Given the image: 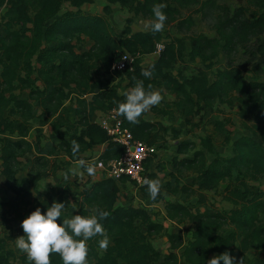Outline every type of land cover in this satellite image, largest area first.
I'll return each instance as SVG.
<instances>
[{
    "label": "trees",
    "instance_id": "1",
    "mask_svg": "<svg viewBox=\"0 0 264 264\" xmlns=\"http://www.w3.org/2000/svg\"><path fill=\"white\" fill-rule=\"evenodd\" d=\"M65 1L78 9L61 14ZM95 1L0 0V8L7 7L5 29L0 32V135H3L0 171L6 178V188L17 198L11 203L0 200V208L5 210L9 206L10 210L4 213L15 212L18 221L17 234L0 237V264H31L26 254L12 247L11 242L24 235L21 223L32 211L40 208L46 212L52 204L50 193L40 191L38 184L61 168V163L52 158L56 151L66 153L69 157L66 164L84 159L87 151L103 143L108 144L102 155L106 163L123 155L124 146L95 122L96 110L117 109L118 103L124 100L118 86L92 75V70L100 66L105 72L128 80L130 88L137 80H143L146 86L151 84L153 89L175 94L173 105L182 112L185 122H190V117L200 114L205 107H214L217 103L232 105L237 97L241 124L260 140L242 136L234 142L232 157L216 155L209 162L207 152H213V137L206 136L201 140L203 148L196 150L193 158L174 161L180 173L188 170L196 174L193 184L184 185L181 190L188 197H197L198 207L193 210V205L185 202H170L166 206L170 219L179 224L193 222V231L186 240L184 235L168 234L171 251L163 262L151 237L165 231L164 225L154 221L145 208L131 204L117 206L120 182L129 180L128 177L105 178L84 189L77 198L76 214L89 215L91 208L109 212L102 221L110 239L109 247L106 251L98 248L102 237L90 239L88 264H178L173 249H182V257L190 264H207L209 258L225 251L235 257L236 264L245 261L250 251L258 257L264 254V188L257 184L264 179V0H245L246 4L235 9L224 4L217 6L214 0H107L111 4L120 3L147 19H151L154 4L167 5L164 11L168 19L162 32L132 33L128 28L120 38L113 34V25L106 15L79 8ZM207 10L216 14L212 36L194 30L195 15L206 14ZM105 11L109 13L110 6ZM170 25H174L175 34L169 30ZM83 37L90 38L94 44L88 51L79 53L74 40L79 43ZM159 43L164 45L160 56L145 65L143 57L156 52ZM241 49L252 73L251 79L245 77L237 63ZM125 52L138 55L134 69L112 71L113 64ZM220 57L226 63L215 70ZM187 58L199 60L204 67L196 74H186L180 64ZM149 65H154L151 79L142 76L143 69ZM27 90L28 96H22ZM89 94H92L90 99L86 97ZM68 99L72 100L70 104L65 103ZM37 107L46 117L43 124L56 116L55 132L62 136L68 134L70 138L62 139L46 154L36 155L28 176L20 179V157L34 150L40 152L39 136L35 142L27 140L30 120L36 116ZM171 112L163 110V113ZM144 116L139 123L132 124L120 115L123 126L136 139L155 144L160 131L167 128L163 125L157 128L156 123ZM217 129L222 132L224 123H219ZM72 141L80 145L77 156L72 155ZM189 146L190 143L184 142L179 151L187 152ZM147 167L148 162L145 171ZM149 176L158 179L155 173ZM141 188L148 193L146 186ZM210 190H220L224 200L232 205L231 209L212 204L207 193ZM65 192L66 189L59 191L60 202H64ZM173 192L177 193L178 189ZM162 197L160 193L156 201ZM71 206L67 203L65 218L72 217ZM62 220L63 217L58 218V222ZM50 261L63 264L59 254H52ZM259 264H264V257Z\"/></svg>",
    "mask_w": 264,
    "mask_h": 264
},
{
    "label": "crops",
    "instance_id": "2",
    "mask_svg": "<svg viewBox=\"0 0 264 264\" xmlns=\"http://www.w3.org/2000/svg\"><path fill=\"white\" fill-rule=\"evenodd\" d=\"M79 53H82V52H79ZM157 58H155L154 60H156ZM152 61L153 60H150L148 63L144 62V64L148 65ZM96 68L102 69L99 71L100 73L97 75V77H100L103 80H109L111 86H118L117 84H115L114 81H116V79H118L119 77H117L115 74H113L111 72H108V73L105 72L101 66L96 67ZM93 70H92V75H93ZM124 81H126V82H124L125 84L123 86V89H120L118 86V90L120 93H124L130 89V87L128 86V80H124ZM38 84L41 85V82H38ZM16 93L19 94L20 92L16 91ZM22 96H24V97L28 96V92L25 91L24 94H22ZM86 97L90 99V98H92V94H89ZM173 100L176 101V95L174 96ZM71 101H72L71 99H68L65 101V103L70 104ZM172 106L176 110V107L173 104H172ZM216 106H217V104L215 105V107ZM155 107H153V111H155V112L158 111L163 115H169V114L174 113V111L171 113H163L164 108L161 110H159V109L155 110ZM212 109H213V107H205L201 111L200 114L191 116L190 122H185L183 119L182 112L178 111L180 114H179V120H178V122H176L177 123L176 127H178L177 130H176V128L169 127V125L165 121L166 120L165 117L163 119L162 118L159 119V118H156L155 115H153L150 112L145 114L144 119L151 121L153 123H156L157 128H159L161 125H163L167 128V130L174 129L178 134V135H172V137L175 139L174 154L170 158L166 159V158H162L158 155L159 146L162 145V143H161L162 138H161L160 134L162 133V131H167V130H161L159 135H158L157 142L155 144H152V145H156L157 153L146 160V163L148 162V167L146 168V171H145L146 178L150 179L149 174L155 173L158 176V179H161V181H162L161 195L163 197L160 199L161 201L160 200H158L159 202L156 200L153 201L150 198L148 193H144L142 191L141 187L144 186V183L138 184V182L135 181L136 182V184H135V183H133V180H130V179L127 181H124V182H120V192H119V197L117 200V206H126V205L131 204L133 206L145 208L149 211V213L151 214V217L154 221L160 222L164 225L165 231H163L162 233L157 234V235L155 234L151 237V241H152L153 245L161 253V261L162 262L166 259V256L169 255V253L171 251V243L169 241L168 234L170 233V234L185 235L183 224L176 223L175 221H173L172 219H170L167 216L166 206L170 202H181V203L185 202L186 203V201H184V200H177V195L181 193V194H183V196L187 200H189V198H191V197H188L186 195V193H184L181 190V187H183L184 185H189V186L192 185L193 184L192 181L196 176L195 173H192L191 171H188V170H184L182 173H180L178 171V167H175L174 161L176 159L180 160V159L185 158V157L193 158L196 150L203 148L200 139L194 140V137H193L194 135L189 133L186 126L189 125L193 130L197 128L195 131V134H199L202 137H206V136H212L213 137V153H211L209 151L207 152L209 162H211L216 157V155L232 157L234 155V149H233L234 148V142L238 138H240L239 136H237V138H235V139L231 138V137L228 138V136H230V134H229L225 138L226 145H225V143H223L221 148L218 147L219 140L217 139V134H219L220 131L217 129V125L219 123H224L225 129L223 130V132H225L226 127H227L228 123L230 122V120L223 118L222 115H219L220 110H212ZM165 110H169V109H165ZM40 111L41 112L36 114V116L30 120L31 128H30V133L27 137V140H29L31 142H35L39 136L40 137L39 151L41 153L40 152L38 153V152H36V150H34L31 153L32 159L28 162L27 166H24L23 162H22V158H24V156L20 157L21 162H22L21 170L18 174V177L20 179H23L25 176H28L29 169L33 165V159L35 158L36 155H40L42 153L46 154L47 150H50V149H52V147L57 146L62 141V139L68 140L70 138V135H68V134L62 136V135L55 132L54 121L56 119V116L49 117L47 119V121L43 124L42 122L44 119H46V117H45V115H42V110H40ZM108 112H110V110L109 111L96 110V112L94 114L95 122L100 125V120L105 118L107 116ZM195 117H196V119H195ZM169 119L170 118H168V120ZM181 119H182L181 125L183 126L182 128L180 127V123H179V121H181ZM195 121H199V123H195ZM63 130H65V129L63 128ZM154 132H156V130H154ZM205 133H207V134H205ZM243 136H245V135H243ZM228 140H229V144L231 145V148H228L230 146L228 144ZM184 142L190 143L189 149L187 152H180L179 148ZM107 146H108L107 143L95 145L92 149H90L89 151H87L85 153V158L82 159L86 163L92 164L96 168V173L94 176L87 175L86 171L80 167V160L72 161V163L66 164L65 162H67L69 160V157L66 155V153L64 151H56L54 153V155H52V158L57 160L59 163H61V168L55 174L42 178L38 184L39 190L44 192V193H50V196H51L50 201L53 203L55 201H59V195H58L59 191L66 189L63 203L65 204V206H67V203L72 204L69 213H70V216L75 215L77 213V210H78L77 198H78L79 194L84 189L89 188L91 186V184H93L95 182H99L105 178H111V177L107 176V174L104 170H102L96 166V163L99 160H103L102 155L105 152V150L107 149ZM217 151H220V152L218 153ZM25 167H27V169H26V171H23L22 169H24ZM72 170H75L77 174L76 175H69V178L65 179L64 178L65 173H71ZM0 175H2V178L4 179V186H5L6 178L2 174L1 171H0ZM164 188H165V190H169V192L168 193L164 192ZM176 188L178 189L177 193L170 192V191L175 190ZM262 188H264V187H262ZM3 189L6 190L5 191L6 193H9V195L12 196V199H17L16 195L13 192L9 191L6 188V186ZM30 189L33 190L32 187H30ZM211 191H216V190H210V191H207V193H209ZM192 198H197V197L193 196ZM0 200L6 201L3 198H0ZM197 200H198V198H197ZM163 202H165L164 206L162 205L163 207L161 206L158 208L157 205L159 206V204H157V203L162 204ZM196 203H197V201H196ZM186 204H189V203H186ZM231 207H232V205L230 204L229 209H227V210H230ZM221 209H226V207L221 208ZM95 210H96V208H91L89 215L95 214ZM157 211H160L161 213H159ZM143 229L146 230L145 227ZM166 249H168L169 252L165 251ZM172 251L176 252V254L178 256V264H190V263L186 262V260L182 257V250L173 249ZM254 254H255L254 251H250L248 253V255H254ZM262 257H264V254L259 255L258 264L260 263V258H262Z\"/></svg>",
    "mask_w": 264,
    "mask_h": 264
},
{
    "label": "clouds",
    "instance_id": "3",
    "mask_svg": "<svg viewBox=\"0 0 264 264\" xmlns=\"http://www.w3.org/2000/svg\"><path fill=\"white\" fill-rule=\"evenodd\" d=\"M167 5L163 2L156 3L151 9V19L145 21L143 27L152 33H159L165 29L168 19L164 9ZM154 65L143 69L142 76L151 79ZM123 102L118 103L117 111L128 122L139 123L142 115L148 113L153 107L158 106L163 95L160 90L153 89L151 84L145 85L143 80H137L133 87L123 93ZM71 151L77 156L80 145L72 141ZM80 167L87 175L94 176L96 168L84 160H80ZM76 171L65 173V179L69 175H76ZM150 198L155 201L161 193V179L145 178ZM65 204L60 201L53 202L47 207L46 212L36 208L21 223L24 235L15 241L16 248L26 254L31 264H51L50 256L59 254L63 264H88L89 248L87 242L94 237H102L98 241V248L106 251L110 239L102 223L109 216V212L98 208L93 215L75 214L71 218H65ZM63 217L62 222L58 218ZM236 264L235 257L225 251L220 255L209 258L207 264ZM243 264V261H240Z\"/></svg>",
    "mask_w": 264,
    "mask_h": 264
},
{
    "label": "rangeland",
    "instance_id": "4",
    "mask_svg": "<svg viewBox=\"0 0 264 264\" xmlns=\"http://www.w3.org/2000/svg\"><path fill=\"white\" fill-rule=\"evenodd\" d=\"M217 4V6H220L222 4L227 5L228 7H230L231 9H235L239 6H242L244 4H246L245 0H214ZM110 6V12L107 13L105 11V7L106 6ZM80 9H82L83 11L86 12H90L93 14H103L106 15V17L110 20V22L113 25V34L120 38L124 35H126V30L129 28L130 31L132 33L138 32V31H147L144 29L143 25L145 23V21L149 20L147 18H144L143 16L140 15H136L134 12H131L127 7L122 6L120 3H114V4H109V2L107 0H96L94 3H86L83 4L81 7H79ZM78 8L73 6L70 1H65L63 4V8L61 11V14L69 11V10H77ZM7 11V7L3 6L0 8V32H4L5 29V12ZM221 11V10H220ZM216 19V14L213 11H209L207 10V13H197L195 15V20H196V26L194 28L195 32H201V33H205L207 35H214L215 31L213 30V25ZM174 25H170L169 26V30L172 31L173 34H175V28L173 27ZM83 41L82 42H77V40L75 39L74 42L76 43V50L77 52H85L87 50H89L93 44L94 41H92L90 38L88 37H83ZM160 55V53L158 52V50L154 53H151L149 55L144 56V62L148 63L150 60H154L155 58H157ZM226 63V59L223 57H220L219 59H217V63L215 64L214 69L216 70L218 67L223 66ZM237 63L239 66H241L243 68L244 71V75L247 79H251L252 78V73L249 71V67L246 65V56L243 53V49H241V51L239 52V54L237 55ZM204 67L203 64L200 63V61H193L190 59H186V61H184L183 63L180 64V68H182L186 74L188 75H193L196 74L199 70V68ZM102 69H98L95 68L93 70V75L95 77H97V75L100 73L99 71ZM211 75V79H214V72H210ZM115 84H117L119 86L120 89H123L124 86V80H122L121 78L116 79V81H114ZM156 90H160L162 95H163V100L162 102L156 106L159 110L161 109H171L172 111H174V113L169 114V115H163L158 111H153V108L149 111L150 113H152L153 115H155L156 118H164L165 117V121L167 122V124L169 125V127L171 128H177L176 127L178 120H179V112L175 110V108H173L172 104L175 100L174 99V94L167 91V90H163L160 88H155ZM28 92V90L26 91ZM71 97L74 98V96L72 95ZM74 100V99H73ZM240 108V102L238 101L237 97L234 98V103L232 105H228L226 103H217V106L213 107L212 110H220V114L222 115L223 118L229 119L230 122L228 123L227 127H226V131L225 132H219V134H217V139L219 140V145L218 147L221 148L222 144L225 143V138L226 136H228L230 134V136H228V138H237V136L241 137L243 135H250L252 136V138H254L255 140H260L258 136H255L252 134V132L246 130L243 125L241 124L239 115H238V111ZM40 108H36V112L37 114L40 111ZM168 118H170L168 120ZM196 119V117H195ZM182 119L181 121H179L180 123V127L182 128L183 126L181 125ZM195 123H199V121H195ZM175 124V125H174ZM187 130L189 131V133H191L192 135H194V140L200 139V141L203 139V137L199 134H195L196 129H192L189 125L186 126ZM225 129V128H224ZM207 132V131H206ZM180 133V132H179ZM208 133V132H207ZM205 133V134H207ZM161 135V143L162 145L159 146V153L158 155L162 158H170L173 154H174V142L175 139L172 137V135H176L174 129H169L167 131H162ZM178 135V134H177ZM3 135H0V137H2ZM168 137V138H167ZM169 141V142H168ZM168 142V143H167ZM228 144H229V140H228ZM226 145V143H225ZM230 145V144H229ZM231 148V145L228 147ZM218 153L220 151H217ZM213 153V152H212ZM32 159L31 154H28L26 156H24V158H22V162L24 166L28 165V162ZM27 167H25L24 169H22L23 171H26ZM235 178V176H234ZM258 185L264 187V179H261L258 183ZM3 188H5L4 186V179L2 178V175H0V198H3L4 202L6 203H11L16 201V199H12V196L9 195V193H6ZM223 187L220 189L222 190ZM220 190L219 191H211L209 192V196H210V200L213 204H215L217 207L219 208H225L229 209L230 204L226 201H224V198L222 196V194H220ZM164 192H169V190H165L164 188ZM173 192V191H170ZM14 197V196H13ZM51 197V196H50ZM177 200H184L186 201V203H189L191 205H193V210H196V208L198 207V204L196 203L197 198H189V200H187L183 194H178L177 195ZM161 201V200H160ZM159 202V201H158ZM159 204V206L157 205V207H161L162 205L164 206L165 202H163L162 204ZM162 206V207H163ZM23 209H25L26 207L24 205L21 206ZM156 207V208H157ZM201 209L203 210L204 208L201 207ZM5 210H10L9 206L5 207ZM4 209L0 208V237L4 236V235H10V234H17L18 231V221L15 220V212L9 211L7 213H4L5 211ZM70 212V211H69ZM159 213H161L160 211H157ZM264 217V214H263ZM177 227V226H176ZM183 228H184V236L183 239L186 240L188 239L192 234L193 231V222L191 221H186L183 224ZM178 232V231H177ZM12 247H16L15 243L11 242ZM182 250V249H180ZM165 251H168V249H166ZM169 252V251H168ZM258 256L256 254L254 255H248V258L243 261V264H258Z\"/></svg>",
    "mask_w": 264,
    "mask_h": 264
},
{
    "label": "built area",
    "instance_id": "5",
    "mask_svg": "<svg viewBox=\"0 0 264 264\" xmlns=\"http://www.w3.org/2000/svg\"><path fill=\"white\" fill-rule=\"evenodd\" d=\"M164 49V45L159 43L157 50L159 53ZM138 55L125 52L121 58L112 66V71L133 70ZM100 125L108 132L112 139L125 148L123 155L105 162L99 160L96 166L104 170L108 177L120 180L128 177L130 180L143 184L145 176L146 160L157 153L156 145L148 144L138 140L133 133L123 126L122 118L117 109H112L107 116L100 120Z\"/></svg>",
    "mask_w": 264,
    "mask_h": 264
}]
</instances>
